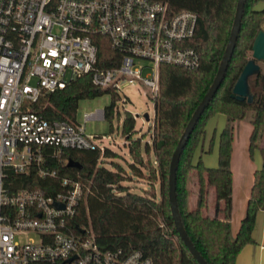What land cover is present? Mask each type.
I'll use <instances>...</instances> for the list:
<instances>
[{
    "label": "built area",
    "instance_id": "1",
    "mask_svg": "<svg viewBox=\"0 0 264 264\" xmlns=\"http://www.w3.org/2000/svg\"><path fill=\"white\" fill-rule=\"evenodd\" d=\"M197 21L165 1L0 0V264H153L137 249H102L90 227H74L89 192L81 179L63 176L57 191L11 189L6 179L57 178L47 162L63 149L103 154L108 136L86 134L84 125L104 119V109L85 112L80 124L48 119L35 103L85 75L117 100L123 84L158 95L161 65L199 67L189 44ZM104 45L110 52L100 60ZM30 232L36 239H18Z\"/></svg>",
    "mask_w": 264,
    "mask_h": 264
},
{
    "label": "trees",
    "instance_id": "2",
    "mask_svg": "<svg viewBox=\"0 0 264 264\" xmlns=\"http://www.w3.org/2000/svg\"><path fill=\"white\" fill-rule=\"evenodd\" d=\"M150 1H165L173 11L188 9L198 15L195 36L189 44L199 52V67L187 69L172 65L160 66L159 94L154 101L153 150L160 170L161 200L156 201L154 196L130 191L122 184L125 177L120 170L102 165L99 150L63 149L49 156L47 162L57 172V178L44 179L31 173L19 174L6 179V183L11 182V189L46 187L57 191L61 188V177L79 178L89 186V192L71 222L74 227H90L102 249H121L124 252L137 249L150 257L153 264H198L174 227L168 201V169L183 130L216 75L231 31L237 0ZM259 1L245 0L241 29L224 79L196 123L176 169V198L182 223L193 245L208 264H235L242 248L254 242L252 232L256 216L264 207L262 168L254 172L244 216L235 236L231 235L232 122L245 118L248 110L254 111L249 137L250 151L257 147L259 131L264 125V74L258 73L249 79L252 103L232 97L233 86L251 58L248 54L251 53L253 39L264 23V8H255ZM96 39L106 42L104 37ZM107 52L110 49L104 45L100 50V60ZM102 65L110 64L106 62ZM104 92L109 93L92 85L90 78L85 75L63 89L43 95L34 107L48 119L75 121L78 102L100 96ZM116 101L117 97L112 95L111 104L104 108V119L109 122L115 114ZM216 114H225L228 118V124L219 136L218 166L205 167L200 161L193 164L192 157L205 134V125ZM134 126V117L126 112L122 120V132L129 134ZM147 147L145 144V152ZM112 155V151L104 149L103 157L110 158ZM133 156L136 158L137 155ZM69 160L80 163L82 169L68 166ZM131 167L134 168V165ZM190 170H195L198 183L194 209L187 207L186 181ZM209 187H213L215 192L214 217L206 212Z\"/></svg>",
    "mask_w": 264,
    "mask_h": 264
},
{
    "label": "rangeland",
    "instance_id": "3",
    "mask_svg": "<svg viewBox=\"0 0 264 264\" xmlns=\"http://www.w3.org/2000/svg\"><path fill=\"white\" fill-rule=\"evenodd\" d=\"M256 9L264 8V0H260L256 5ZM264 28V23L261 25ZM249 57L251 53L248 54ZM261 74H264V63L260 62ZM121 97L116 101L115 105L118 114H114L111 122L102 119H93L85 123V133L92 135H106L108 138L103 140L104 149L112 151L113 155L110 158L103 157L100 153V160L103 166L112 169L120 170L125 180L122 184L127 186L130 191L148 196H154L156 201L161 200L160 194V170L157 159L154 154L153 146L155 141V109L154 101L158 95H153L150 92L147 94L143 88L138 85H122ZM112 102V95L104 92L102 95L94 98L82 99L78 102L75 120L83 124V114L85 112H95L98 109H104ZM126 112H130L134 117V130L129 134L122 132V120ZM149 115V121L144 118V114ZM254 116L253 110H248L245 118L237 119L232 122L233 126V141L232 154L235 167H239V163L243 158H254L264 156V125L259 131V137L256 141L257 147L252 151L249 150V137L252 131L251 120ZM228 118H225L223 127H226ZM110 124L112 128L110 129ZM223 127L220 129L222 131ZM214 137L213 130L206 136L205 143L202 139L195 150L192 163L198 161L205 167L214 168L218 166V149L219 136ZM145 144L148 145L147 152L144 150ZM131 150H133L131 152ZM139 157L133 156L135 154ZM232 156V155H231ZM141 157V161H140ZM215 164V165H212ZM134 165V168L131 166ZM187 207L188 209L195 208L196 191L198 190L197 175L195 170H190L187 175ZM215 192L213 187L208 188V207L206 212H209V204L214 205ZM35 238L34 233L23 234L18 239L26 241L27 238Z\"/></svg>",
    "mask_w": 264,
    "mask_h": 264
},
{
    "label": "water",
    "instance_id": "4",
    "mask_svg": "<svg viewBox=\"0 0 264 264\" xmlns=\"http://www.w3.org/2000/svg\"><path fill=\"white\" fill-rule=\"evenodd\" d=\"M245 0H237L236 10L234 14V19L229 34V38L224 50V54L220 60L216 75L208 88L207 92L204 94L194 112L192 113L185 129L183 130L177 145L172 153L171 160L168 169V201L171 217L174 223V227L178 233L179 238L183 242L184 246L188 249L192 257L197 261L198 264H208L199 251L195 248L192 241L188 237L184 225L181 220V215L179 212L177 198H176V169L179 163L180 156L183 149L196 125L200 119L205 108L209 105L210 101L214 98L217 90L219 89L226 70L228 68L229 62L232 58L234 48L239 36L241 29V22L243 18ZM260 62L264 63V30L261 29L255 35L252 46H251V58L247 61L243 67L238 79L236 80L233 89L232 97L239 101H247L248 103L253 102V94L251 93L249 86V79L261 72ZM144 118L149 121V115L144 114ZM70 167H76L82 169V165L74 160H69L67 163ZM264 166V157H263Z\"/></svg>",
    "mask_w": 264,
    "mask_h": 264
},
{
    "label": "crops",
    "instance_id": "5",
    "mask_svg": "<svg viewBox=\"0 0 264 264\" xmlns=\"http://www.w3.org/2000/svg\"><path fill=\"white\" fill-rule=\"evenodd\" d=\"M264 30V28H263ZM227 118L225 114H216L211 117L205 125V134L203 136V144L206 136L213 130L214 137H217L220 129L224 125ZM228 122L226 123V125ZM224 128V127H223ZM201 139V140H202ZM263 157L248 158L245 157L239 163V167H235L233 154L231 156V172H232V212H231V235L234 237L240 221L244 216L246 202L250 195L253 184L254 172L257 169L264 168ZM215 165V164H212ZM197 193V191H196ZM215 200V199H214ZM196 201V197H195ZM209 216H215L213 202L209 204ZM254 242L245 245L236 257L235 264H264V207L260 209L256 216L255 226L252 232Z\"/></svg>",
    "mask_w": 264,
    "mask_h": 264
}]
</instances>
